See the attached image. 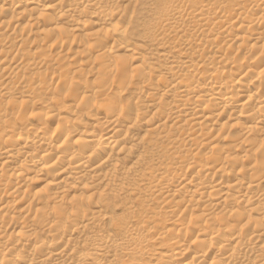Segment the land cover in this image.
I'll return each instance as SVG.
<instances>
[{"label": "bare ground", "instance_id": "6f19581e", "mask_svg": "<svg viewBox=\"0 0 264 264\" xmlns=\"http://www.w3.org/2000/svg\"><path fill=\"white\" fill-rule=\"evenodd\" d=\"M0 264H264V0H0Z\"/></svg>", "mask_w": 264, "mask_h": 264}, {"label": "rangeland", "instance_id": "374dc122", "mask_svg": "<svg viewBox=\"0 0 264 264\" xmlns=\"http://www.w3.org/2000/svg\"><path fill=\"white\" fill-rule=\"evenodd\" d=\"M128 40H129L130 42H134V41L137 40V38H135L133 35H131V36H129ZM116 213H117L118 215H120L121 212H119V210H117ZM157 232H158V231H157ZM152 235H155V233H154V234L152 233ZM160 250H161V249H159V248L156 249V247H155V249H154V251H155L156 253L160 252Z\"/></svg>", "mask_w": 264, "mask_h": 264}]
</instances>
